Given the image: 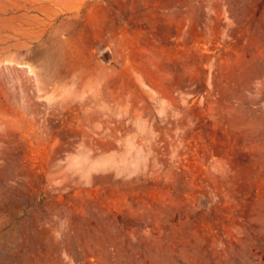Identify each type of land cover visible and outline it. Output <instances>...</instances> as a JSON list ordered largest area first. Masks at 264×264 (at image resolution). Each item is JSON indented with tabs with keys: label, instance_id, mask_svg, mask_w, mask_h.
Returning <instances> with one entry per match:
<instances>
[{
	"label": "rangeland",
	"instance_id": "374dc122",
	"mask_svg": "<svg viewBox=\"0 0 264 264\" xmlns=\"http://www.w3.org/2000/svg\"><path fill=\"white\" fill-rule=\"evenodd\" d=\"M0 264H264V0H0Z\"/></svg>",
	"mask_w": 264,
	"mask_h": 264
},
{
	"label": "bare ground",
	"instance_id": "6f19581e",
	"mask_svg": "<svg viewBox=\"0 0 264 264\" xmlns=\"http://www.w3.org/2000/svg\"><path fill=\"white\" fill-rule=\"evenodd\" d=\"M54 75V74H53Z\"/></svg>",
	"mask_w": 264,
	"mask_h": 264
}]
</instances>
